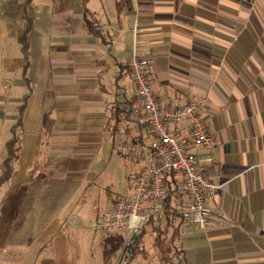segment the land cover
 <instances>
[{
	"label": "crops",
	"instance_id": "crops-1",
	"mask_svg": "<svg viewBox=\"0 0 264 264\" xmlns=\"http://www.w3.org/2000/svg\"><path fill=\"white\" fill-rule=\"evenodd\" d=\"M87 21L110 37V52ZM134 52L150 61L161 104L206 100L215 147L197 153L213 159L203 165L216 186L212 224L183 223L186 264H264V0H0V167L28 98L16 171L0 187V252L48 251L83 229L79 217L94 229L107 210L108 198L87 207L91 195L71 206L92 184L94 162L116 154L105 124L110 106L133 96Z\"/></svg>",
	"mask_w": 264,
	"mask_h": 264
},
{
	"label": "built area",
	"instance_id": "built-area-1",
	"mask_svg": "<svg viewBox=\"0 0 264 264\" xmlns=\"http://www.w3.org/2000/svg\"><path fill=\"white\" fill-rule=\"evenodd\" d=\"M150 61L135 52L126 63L133 86V96L124 110L142 130L136 141H123L115 148L121 158L138 165L131 182L130 196L113 195L95 230L141 234L152 215H159L168 194L167 182L175 176L188 199L181 209L184 224L204 229L212 224L206 208L216 186L207 178L198 150L211 151L215 139L209 131L206 100L183 105L161 104L151 85ZM144 218L138 228L130 226V218Z\"/></svg>",
	"mask_w": 264,
	"mask_h": 264
},
{
	"label": "trees",
	"instance_id": "trees-1",
	"mask_svg": "<svg viewBox=\"0 0 264 264\" xmlns=\"http://www.w3.org/2000/svg\"><path fill=\"white\" fill-rule=\"evenodd\" d=\"M32 0H23V4L28 5ZM86 13V12H85ZM88 32L97 40L100 44L107 48L110 52L112 41L107 34H104L101 29L95 28L92 25V21L86 22ZM31 26L27 22L23 33L19 37V42L24 51L25 68L28 64V42L27 34ZM116 78L115 84L122 76L123 70L120 71ZM128 73V72H127ZM129 75V74H128ZM28 98H24L21 106L18 120L15 126L12 128L11 136L5 143V157L0 167V187L4 183L10 181L11 177L16 171L15 164L17 160V154L20 149V127L23 111ZM130 98L124 99L122 106L120 104H113L109 108V116L105 124V134L109 135L111 139L112 148H116L123 141H136L141 136L142 130L137 127L135 120L130 114L124 110V107L128 105ZM48 120L50 129L51 121L45 116L44 123ZM123 128H120V125ZM168 194L165 198L164 208L162 212L155 216L152 215L149 222L143 228L135 244L130 249V257L128 262L136 255H141L142 258L148 263L152 264V260H155L153 264H186L181 245L179 243L180 228L183 225V218L180 208L182 207L183 200L186 197L184 192L180 189L179 183L175 176H171L170 181L167 182ZM148 236L151 240V250L153 253L148 255L146 251L141 248L143 237ZM130 244L131 241H130ZM128 247L126 248L127 252Z\"/></svg>",
	"mask_w": 264,
	"mask_h": 264
},
{
	"label": "rangeland",
	"instance_id": "rangeland-1",
	"mask_svg": "<svg viewBox=\"0 0 264 264\" xmlns=\"http://www.w3.org/2000/svg\"><path fill=\"white\" fill-rule=\"evenodd\" d=\"M93 165V176L89 179V181L93 180L92 184L86 192L81 191L78 194L79 196L71 207L77 208L76 202L79 205L83 203L84 196L91 195L90 201L86 200V206L97 204L102 208L107 198L110 199L113 195L127 194L129 186L127 178L123 174H128L134 168L133 163L117 154L110 155V151H108L102 160L97 159ZM77 222L83 229L70 234L67 240L58 239L48 251L43 250L38 253L35 249L30 251L26 249L23 253L28 254H24L25 256L21 254L23 257L16 256L14 258L6 257L0 252V262H2L0 264H4L2 260L14 261L17 264H148L141 255H136L129 262L127 261L130 253L126 252V248L130 241L133 242L131 234L84 228L85 222L81 217L77 219ZM58 242L60 244L56 246ZM140 246L148 255L153 253L151 240L148 236L143 237ZM12 251L10 252L12 253ZM153 263L155 260H152Z\"/></svg>",
	"mask_w": 264,
	"mask_h": 264
},
{
	"label": "clouds",
	"instance_id": "clouds-1",
	"mask_svg": "<svg viewBox=\"0 0 264 264\" xmlns=\"http://www.w3.org/2000/svg\"><path fill=\"white\" fill-rule=\"evenodd\" d=\"M143 219L144 218H139V217H136V216H133L130 218V226L131 227H135V228H138L140 223L143 222Z\"/></svg>",
	"mask_w": 264,
	"mask_h": 264
},
{
	"label": "water",
	"instance_id": "water-1",
	"mask_svg": "<svg viewBox=\"0 0 264 264\" xmlns=\"http://www.w3.org/2000/svg\"><path fill=\"white\" fill-rule=\"evenodd\" d=\"M137 239H138V236H134V237H133V242H132V244H129V245H128V249H127V252H128V253L130 252V249L132 248V245L136 243Z\"/></svg>",
	"mask_w": 264,
	"mask_h": 264
},
{
	"label": "bare ground",
	"instance_id": "bare-ground-1",
	"mask_svg": "<svg viewBox=\"0 0 264 264\" xmlns=\"http://www.w3.org/2000/svg\"><path fill=\"white\" fill-rule=\"evenodd\" d=\"M136 236H138V235H136ZM133 237H134V236H133ZM133 237H132V238H133Z\"/></svg>",
	"mask_w": 264,
	"mask_h": 264
}]
</instances>
